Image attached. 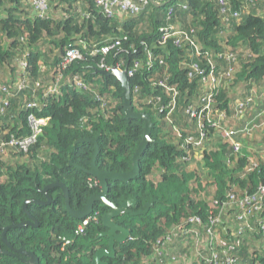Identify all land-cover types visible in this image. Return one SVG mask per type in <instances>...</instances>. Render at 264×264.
Here are the masks:
<instances>
[{
  "label": "trees",
  "instance_id": "1",
  "mask_svg": "<svg viewBox=\"0 0 264 264\" xmlns=\"http://www.w3.org/2000/svg\"><path fill=\"white\" fill-rule=\"evenodd\" d=\"M53 1L49 16L41 18L33 13L32 0H0V66L7 70L12 63L17 65V70L12 66L7 74L10 78L0 81V251L9 252L0 253V264H30L18 249L34 252L39 264H96L97 249L109 246L107 237H98L106 229L102 217L110 210L104 204L97 202L86 217L97 216L98 221L90 219L85 232L77 233L83 219L68 211L61 187L48 191L50 204L29 202L25 208V203L47 201L43 189L57 181L68 187L73 209L84 207L101 190L94 176L71 164L91 168L95 144L78 142L84 138L98 139L101 170L123 173L132 169L145 121L125 118L121 82L100 70L106 71L103 64L117 62H124V69L131 68L132 60L143 51V42L160 62L155 71L145 68L129 80L135 110L152 117L154 142L140 159L141 174L129 182L110 180L108 198L118 205L134 198L135 210L152 199L157 201L146 214L124 213L114 218L130 230L131 238L116 243V256L110 263L214 264L211 259L216 253L217 264H264V194L260 192L264 160H254L248 138L264 129L261 118H249L259 101L253 87L264 81V0L249 4L248 0H161L160 5L150 3L130 17H110L96 0ZM236 10L240 18L227 21ZM170 25L192 31L193 41L209 56H197L187 41L180 47L173 41L161 44L160 28ZM115 40L121 41V48L107 56L87 53L66 68L59 65L71 43L102 46ZM47 43L52 49L45 51ZM55 48L59 52L49 56ZM192 62L203 67L211 64L217 74L233 67L231 77H224L216 88L213 110L226 114L222 122L227 128L238 130L241 151L236 152L232 142L212 128L213 148L204 149L196 162L184 159L183 141L174 130L197 136L199 119L192 118L187 108L203 104L201 76L190 77ZM15 73L20 74L18 80L11 78ZM74 76L82 77L87 88H76ZM160 82L177 85L179 90L178 105L168 116L139 101L145 95L167 100L172 93ZM242 82L246 90L239 97L245 104L240 108L231 86ZM51 85L58 86V92H50ZM136 86L142 88L138 95L133 92ZM251 93H255L253 99ZM31 102L37 106L29 108ZM30 114L47 122L37 139L23 148L21 142L32 132ZM29 214L38 225L10 227L5 234L10 247L3 240L5 228L30 220ZM240 215L246 216L240 220ZM192 217L200 221L187 223ZM183 225L190 230L187 234ZM169 234L174 244L161 256L154 246ZM227 255L234 261L229 263Z\"/></svg>",
  "mask_w": 264,
  "mask_h": 264
},
{
  "label": "built area",
  "instance_id": "2",
  "mask_svg": "<svg viewBox=\"0 0 264 264\" xmlns=\"http://www.w3.org/2000/svg\"><path fill=\"white\" fill-rule=\"evenodd\" d=\"M156 4L160 5L164 1L161 0H154ZM50 2L51 0H32L33 9L37 16L41 18L48 17L49 10H50ZM225 3V0H221V3ZM250 2H254V0H248V4ZM96 3L102 10L110 17L119 16V17H130V16H137L142 11H144L150 3H154L153 0H96ZM183 8H187L186 4L182 5ZM172 11V9L170 10ZM172 13V12H171ZM231 18L238 20L240 18V11H234L230 17H227V21H230ZM161 37L160 41L161 44L165 45L169 42H174L177 46H182L184 41H187L189 44L196 48V55L197 56H209L208 51H202V49L193 41L192 37L190 36L191 32H187L184 30H180L179 28H175L174 25L170 26H163L160 28ZM121 48V41L115 40L106 45H89L84 41H80L79 43H71L65 47V53L60 61V67L66 68L72 62L77 59H81L85 56V54H90L93 56L102 55L107 56L113 51L120 50ZM143 51L139 52L137 57L132 60L131 68L124 69L123 64L124 62H117L112 65L103 64L102 67L106 69V71H111L114 68H119L121 70L126 71L128 76H135L140 73L143 69L155 71L156 64L159 60L158 56L152 51L149 44L147 42H143ZM142 55H146L145 58L139 57ZM229 56L228 58H230ZM21 64L23 66H27L26 61H22ZM161 65V64H159ZM192 71L190 72V77L201 76V83H202V96H201V107H196L194 105H190L187 108V113L190 114L192 118H198L199 124L196 130L197 136L189 135L184 136L182 130L179 128H175V133L182 139L183 141V149H185L186 155L184 156L185 160L194 161L196 162L200 157H203L204 149L211 150L214 145V141L212 136H210V132L212 128L215 129L217 134L232 142L234 150L239 152L242 150V141L238 140L236 136L239 132L238 130L233 128H227L222 121L225 120L226 114L224 112H215L213 110V103L216 100V88L217 86L223 81L224 77H231L233 73V67L226 72H222L220 74L216 73L215 67L211 64L207 67L201 66L198 62L191 63ZM235 71V69H234ZM74 86L76 88H84L86 89V82L80 76H74L73 78ZM58 84V83H57ZM71 84V81H70ZM23 83L20 84V89ZM162 87L165 88L166 91L172 93L169 95L167 100H164L163 97H156L145 95V98L139 99L140 103L147 104L149 106H154L156 109L159 110L161 113H166V116L170 115V113L175 112V109L178 105V97H179V90L177 85H170L166 82H160ZM50 92H58V86L51 85L48 87ZM1 89L4 91H8L6 86L1 85ZM133 92H136L137 95L142 92L141 86H136L133 89ZM254 93L250 94V97L253 99ZM137 99V98H136ZM245 102L244 99L238 101V107L242 108ZM37 106L35 102H31L28 104L29 108ZM214 111V112H213ZM215 116L217 118H215ZM243 117V113L240 114V118ZM29 119L31 121V128L32 132L29 136H27L22 142L21 145L23 148H26L30 143L34 142L41 129L42 124H46L47 119L45 118H38L35 117L34 114H30ZM204 120H207L208 123H205ZM192 148V150H191ZM98 182L96 181L95 184ZM260 192L264 194V185H261ZM259 207V206H257ZM246 215H240L239 219H244ZM91 220L98 221V217H90ZM89 218L83 219L77 228V233H84L85 229L90 223ZM200 219L196 217L189 218L187 223L199 222ZM182 231L186 234L190 231L184 225L181 226ZM186 240L187 243V239ZM173 242L172 234L167 235L166 240H158L155 244L154 249L159 255H163L167 250L171 249ZM219 255L213 253V258L211 259L214 264L218 263ZM227 261L229 263L234 261V258L227 255Z\"/></svg>",
  "mask_w": 264,
  "mask_h": 264
},
{
  "label": "water",
  "instance_id": "3",
  "mask_svg": "<svg viewBox=\"0 0 264 264\" xmlns=\"http://www.w3.org/2000/svg\"><path fill=\"white\" fill-rule=\"evenodd\" d=\"M155 3V1L153 0ZM101 74H104L105 76H115L122 84L123 88V98H124V110H125V118L127 120L131 119H142L145 121V134L144 137L136 150L134 157H133V167L130 171L123 172V173H115L111 171H103L101 170L98 165H97V156L100 152V147H99V142L97 138H84L79 140L78 142H92L95 144V151L92 155V163H91V168L85 169L82 168L81 166L71 163L74 166L81 168L94 176L100 187H101V192L100 193H95L92 194L87 203L85 204L84 207L80 209H73L70 205V200H69V189L68 187L62 183V182H55L52 184L47 185L43 189V193L47 197V201H40V200H27L25 203V208L27 203H38V204H50L52 202L51 196L48 194V191L51 188L54 187H61L64 191V196L66 199V205L68 211L76 218L78 219H84L90 214L93 213L94 211V206L97 202H103L106 206L110 207L111 210L108 211L102 219L104 227L106 229L102 232L99 233L98 237H108L109 239V247H100L97 249L96 253V264H111L109 261L105 260V257L107 258H114L115 257V245L116 243L120 242H125L129 238H131V232L127 228L123 227L122 225L118 224L117 222L114 221V218L121 215L124 212L130 213L132 215H140V214H146L149 209L155 204L157 199H152L151 201L147 202L145 204L144 209L134 211V210H129L128 206L131 204L135 203V200L130 199L124 201L121 206H118L117 204L111 202L108 199V194H109V181L110 180H115V181H122V182H129L130 180H133L137 178L141 174V167H140V158H142V155L147 148V146L151 143L154 142V139L151 136L152 133V128H153V121L152 117L148 112L144 111H138L135 110L134 104H133V96H132V87L130 84L129 76L127 75L126 71L121 70L119 68H114L111 71H103L100 70ZM22 93V90L20 91ZM30 220L25 221V222H20V223H13L12 225L8 226L5 228L4 235H3V240L4 242L10 245V242L7 240L5 234L8 231L10 227H15V226H27V225H32L36 226L38 225L37 222L34 220L31 214H29ZM18 252L26 255L29 257L28 260H26L30 264H39V259L36 256L34 252L27 251L24 249H18ZM0 253L4 254H9L8 251H0Z\"/></svg>",
  "mask_w": 264,
  "mask_h": 264
},
{
  "label": "rangeland",
  "instance_id": "4",
  "mask_svg": "<svg viewBox=\"0 0 264 264\" xmlns=\"http://www.w3.org/2000/svg\"><path fill=\"white\" fill-rule=\"evenodd\" d=\"M54 3H56V1L54 2L52 0L50 3V9H53V7H55ZM223 39H224V43H226L227 40L229 39L228 35H225ZM43 46H44L43 50H45V51L52 49L51 45L48 43L43 45ZM228 46L230 47V45H228ZM240 47L243 49V45H240ZM58 52H59V49L55 48L54 53H51V52H48V53H49V56H54V54H56ZM12 66L16 68L15 70H17L16 62L12 63V65L9 66V68L7 70H5L3 67L0 66V81L1 82H3V80L6 78H10V77H8L7 74L10 72ZM11 78H13V80H16V78H17V80H18L20 78V74L15 73V76L14 77L12 76ZM261 84H262V86H260V87L255 86L253 88L255 90L257 89V92H259L257 94L255 91L256 97L257 98H263V100H264V81ZM233 86H231V91H233V92L235 91V92H234V94H232V92L230 94H232V96H235V99H237V98H239V95L243 91L246 90L245 83L242 82L239 85H237V87L236 86L233 87ZM262 105H264V101H258L257 102L258 111H257V107H256V111L253 110V112H252L253 114H250V116H249L250 119H253L254 117L257 116L258 118H261V120L264 121V106H262ZM239 124H241V122ZM248 138L250 141V146H249L250 149L249 150L252 152L254 160H264V143L262 142L264 140V129L262 131L260 130L258 132L255 131L254 134H252V137H248ZM259 143L261 145H259Z\"/></svg>",
  "mask_w": 264,
  "mask_h": 264
},
{
  "label": "flooded vegetation",
  "instance_id": "5",
  "mask_svg": "<svg viewBox=\"0 0 264 264\" xmlns=\"http://www.w3.org/2000/svg\"><path fill=\"white\" fill-rule=\"evenodd\" d=\"M141 111H142V110H141ZM144 112H145V111H144ZM144 134H145V133H144ZM137 149H138V148H137ZM133 157H134V156H133ZM140 159H141V158H140ZM132 167H133V160H132ZM96 181H97V179L95 180V182H96ZM97 182H98V181H97ZM97 184H99V183H97ZM99 186H100V185H99ZM100 188H101V187H100ZM100 192H101V190H100L98 193H100ZM108 199H109V198H108ZM130 199L135 200V203H134V204H131L130 206H128V209H129V210L138 211V210H135V209H134V207H135V205H136V199H134V198H128V199H125L124 201H126V200H130ZM110 201H111V200H110ZM124 201H123V202H124ZM111 202H113V201H111ZM123 202H122V203H123ZM100 203L104 204L103 202H100ZM113 203H115V202H113ZM122 203H121V204H122ZM115 204H117V203H115ZM121 204H120V205L117 204V205H118V206H121ZM104 205H105V204H104ZM105 206H106V205H105ZM106 207H108V206H106ZM144 207H145V206H144ZM108 208H110V207H108ZM142 209H144V208H142ZM110 210H111V208H110ZM110 210H109V211H110ZM139 210H141V209H139ZM149 210H150V209H149ZM106 213H107V212H106ZM106 213H105V214H106ZM124 213H127V212H124ZM124 213H122V214H124ZM105 214H104V215H105ZM122 214H121V215H122ZM104 215H103V216H104ZM119 216H120V215H119ZM102 219H103V217H102ZM114 221H115V220H114ZM115 222H116V221H115ZM102 223H103V222H102ZM103 237H104V236H103ZM107 238H108V237H107ZM108 247H109V246H108ZM108 247H107V248H108ZM105 248H106V247H105ZM115 256H116V251H115ZM114 258H115V257H114ZM110 259H113V258H107V257H105V260H107V261H109ZM109 262H110V261H109Z\"/></svg>",
  "mask_w": 264,
  "mask_h": 264
},
{
  "label": "crops",
  "instance_id": "6",
  "mask_svg": "<svg viewBox=\"0 0 264 264\" xmlns=\"http://www.w3.org/2000/svg\"><path fill=\"white\" fill-rule=\"evenodd\" d=\"M53 12H54V11H52V14H51L52 16H53V14H54ZM33 13L35 14L34 11H33ZM56 17H58V16H56ZM256 98H257V97H256ZM238 99H239V98L236 99V103H237V100H238ZM258 100H259V101H264L263 98H258ZM258 100H257V101H258ZM245 121H246V120H245ZM245 121L241 122V124H244Z\"/></svg>",
  "mask_w": 264,
  "mask_h": 264
},
{
  "label": "clouds",
  "instance_id": "7",
  "mask_svg": "<svg viewBox=\"0 0 264 264\" xmlns=\"http://www.w3.org/2000/svg\"><path fill=\"white\" fill-rule=\"evenodd\" d=\"M254 96H255V93H254ZM239 100H242V98L241 97H239V99L237 100V103H238V101ZM138 111H140V110H138ZM99 185V184H98ZM179 247H175V249H178Z\"/></svg>",
  "mask_w": 264,
  "mask_h": 264
}]
</instances>
